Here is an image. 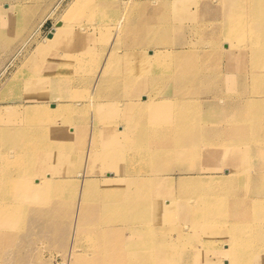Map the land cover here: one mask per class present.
<instances>
[{
    "label": "bare ground",
    "instance_id": "obj_1",
    "mask_svg": "<svg viewBox=\"0 0 264 264\" xmlns=\"http://www.w3.org/2000/svg\"><path fill=\"white\" fill-rule=\"evenodd\" d=\"M29 1V6H33L43 0ZM156 1L154 9L159 13L152 22L151 16L129 14L124 21L121 16H116L118 28H114L117 30L115 34L131 41L123 39L110 48L105 46V53L103 50L101 55L95 54V48L100 42L107 41L112 32L108 27L112 19L110 12L122 7L127 9V6L131 13L138 7L148 12L153 8L150 0H73L67 8L66 25L52 28L43 44L33 50L31 55L36 60L42 58L35 65L40 73L33 71L36 76L45 78L39 82L34 80L39 85L52 86L55 81L77 89L79 86H75L86 84L90 76L91 86L86 88L91 96L89 101L96 104L97 115L77 120L76 104L67 103L53 110L56 118H48L46 123L36 120L32 124L34 127H29L32 133L41 135L37 141L25 142L26 137L15 135L0 136V230L6 226L8 218L15 216L28 218L26 227L29 221L40 220L39 226L49 234H57L69 226L70 206L65 200L72 184L66 177L73 172L70 169L75 161L72 152L75 128L82 126L84 130V127L88 128L89 143L105 137L102 145L108 147L107 150L96 149L92 155L86 156L87 164L114 177L111 182L100 181L97 189L89 193L91 202L84 205L87 212L83 219H72L77 234L80 231L87 233L84 264H218L223 260L225 264H264V125L260 123L264 98L259 96L264 93V58L253 56L254 52L260 55L256 47L259 43L264 45V34L260 39L253 31L249 45H243L249 48L252 56V68L247 70L248 65H244L246 82L254 83L255 87L250 94L240 92L236 102H228L221 114L218 112L221 104L217 100L237 86V67L227 63L230 56L223 63L217 59V54H213L214 45L218 43L216 38L222 31L210 33L207 38L200 36L194 41L196 46L182 40H179L182 43H163L159 36L165 29L183 35L186 16L182 13L187 9L182 0ZM48 2L54 3L52 0ZM255 3L256 0L226 3L228 9L241 6L239 13L231 17L234 22L227 26V35L236 29L235 22L240 17L249 14L257 16L256 26L264 27V0L257 10ZM27 4L25 1L20 5ZM198 31L202 32L201 29ZM114 73L118 74V79L111 77ZM161 73L167 74L169 81L180 84L176 93L173 92L175 95L165 91L159 99L153 98L147 94L146 86L153 90L156 85L152 87L146 78ZM97 81L104 90L95 97L91 89ZM217 81L226 84L225 93L222 88L214 86ZM164 83L165 80L154 84ZM48 90L43 87L38 93L30 94V99H42ZM134 92H139L144 99L133 98ZM117 97L125 99L121 106L135 104L136 112L146 114L147 120L136 127L130 125L133 123L128 118L129 110L122 115L111 111L112 100ZM255 102L262 103L256 111L252 110ZM6 111L15 113L11 107ZM118 117L126 119L122 126H117ZM242 119L251 121V124H244ZM0 133H4L1 128ZM82 143L77 147L85 145ZM246 146L249 148L245 149ZM10 154L13 158L7 160ZM21 154L26 155L22 162L18 157ZM200 157L208 163L202 165ZM171 161L194 173L178 178V193L173 189L171 178L163 173L168 171ZM251 162H256L261 173L256 177L260 182L254 187L247 175ZM228 163L233 165L235 175L225 179L230 188L226 191H236L239 180L246 177L241 183L245 191L242 192L244 195L241 193L243 196L225 195L219 199L216 192L206 186L210 180L200 176L195 169L200 171L201 166L221 168ZM18 167L24 168L23 174L9 173ZM85 173H92V170L85 167ZM45 175L49 178L44 179ZM160 179L166 180V186L172 189L162 190L157 183ZM119 183L124 184L125 189L118 194L116 186ZM91 184L86 185L90 187ZM17 187L20 190L23 187V191L14 192ZM222 193L226 194L225 191ZM45 194L48 200L41 202ZM114 198H121L129 206L119 209L109 203ZM56 216H63L62 222H57ZM229 216L233 221L226 225L223 220ZM218 222L221 224L212 226ZM103 228L107 241H110L106 246L101 238L92 234V231H102ZM223 234L227 238H222Z\"/></svg>",
    "mask_w": 264,
    "mask_h": 264
},
{
    "label": "rangeland",
    "instance_id": "obj_2",
    "mask_svg": "<svg viewBox=\"0 0 264 264\" xmlns=\"http://www.w3.org/2000/svg\"><path fill=\"white\" fill-rule=\"evenodd\" d=\"M25 1L28 3V6L21 7L20 4L25 3ZM52 1L54 2L52 4L48 2V0H43L39 2V4L29 6V0H0V128L4 130V133H0V136L15 135L18 137H26V139H24L25 142L37 141L38 139L36 138L41 135L38 133H32L30 130V128L34 127L32 125L35 124L34 121L40 120L41 123H46V119H53V117H55V111L53 110L56 107L67 103L73 105L76 104L74 110L75 112L77 111V120L86 118L89 119L91 117L94 118L97 115V109L95 107L96 104L94 103V101H89L91 96L89 93H87V88L90 89L91 86L90 76L89 82H87L86 84L77 85L75 87H79L77 89H73L74 86H70L69 88L68 84L58 82L55 83V81L52 82L53 84L51 83L52 86L39 85L38 82L41 79L45 78L38 77L33 72L36 71L37 73H40L39 69L35 65L42 59L41 58L36 60L31 55L33 50L38 45L43 44V39L51 34L52 28H56L60 24L66 25L67 21L65 20L69 15L67 13V8L73 0ZM233 1L234 0H182V2L185 3V8L187 9L186 12L182 13L186 16L183 25V35H181L180 33L179 35L174 32L169 33L168 29H165L160 34L161 37L159 36V40L163 43L171 41L177 42L179 40H182L183 42L190 41L193 45H195L194 41L200 38V36L202 38H207L210 33L219 34L222 31V34L216 38L218 39V43L216 42L217 44L214 45L215 50L213 51V54H217V59H220L221 61H223V63H226L228 58L227 56H230L227 63L231 67H237L235 71L237 75V86L235 90L231 89L230 93L224 95L219 101L217 100L218 104H221L218 108V112L221 114H223L222 111L226 107L228 102L233 101V104L236 102V100L239 98L240 92L246 91L245 94H250L252 88L255 87L254 83L247 84L246 82V79H248V77L246 78L245 73L247 70L252 68V61L250 63L251 55L249 48L244 47L243 45H249V43L251 42V33L253 31L256 32L257 35H259L260 39L264 34V27L256 26L257 16H254V14L240 17L238 21L235 22L237 26L232 34H226L227 26L232 25V23L234 22V20H231V17H233V15H237V13H239V10L241 9V6L236 5L232 6L233 8L231 9L225 7L226 3L231 4ZM262 1L256 0V10L259 8V6L262 5ZM157 3L158 1L156 0H150L149 4H152L153 8H151L150 10L148 9V12L142 11L139 9L140 7H138L134 11L132 10L131 13L128 6V10L122 7V9L114 10L116 11V13L114 11L110 12L112 19H110L109 22L111 24L109 23L108 27L111 28L112 32L110 33L109 39H107V41L100 42L101 44L99 43V45L96 46L97 48H95V54H101L103 50V52L105 53V46L110 48L114 46L119 40L124 39L125 41H131V39L126 36L124 37L122 35L115 34L117 30L114 28H118V26H116V16H118V18L119 16H121L120 18L122 19V21H124L126 17L129 16V14L131 16L132 14L135 15V17H137V14H139L140 17L151 16L150 20L152 22L155 20L156 15H158L159 13L154 9V6L157 5ZM170 3H168L167 6H169ZM66 13L67 16H64ZM127 13L128 15L126 16ZM255 15H257V13ZM141 22V19H139V23ZM198 29H201L202 32H199ZM182 41H179L177 43H182ZM228 45H231V48H228ZM263 48V44H257L256 50H258L260 55L254 52L253 56L259 59L264 58ZM230 49L232 50L228 54ZM247 50L249 51L247 52ZM246 64L248 65L247 70L244 67V65ZM211 73L216 75L215 72ZM111 77H113L114 79H118V74L114 73ZM34 80H37L38 82H35ZM146 80L152 87L156 85L153 90L146 86L147 94L153 98L156 97L158 99L165 91H170L172 95H175L174 93H176V88L179 86L178 84H180V82L174 83L172 81H169L170 79L168 78V75H165L164 73H161V75L148 77V79L146 78ZM164 80L165 83L163 85L154 84L156 83V81L164 82ZM11 82L13 83L9 85V83ZM143 83H145V80H143ZM214 86L222 88L223 92L224 90H226V84H224L222 81H217ZM43 87L49 88L46 97H43L42 99H38L36 97H34V99H30V94L38 93ZM166 87H170L171 89H166ZM6 88L7 91L5 90ZM83 88H85L86 90H84ZM103 90V86L99 84V81H97V83L92 86L91 93L93 96L97 97L100 93H102ZM67 91L71 92L69 96V92L67 93ZM81 93L85 94V97H80L79 95ZM138 94L139 92H134V95H132L133 98L142 101L144 99V96ZM143 95H146V93L143 92ZM259 96L260 98H264V93H260ZM124 100L125 99L121 97L114 98V100H112L114 102L112 103L113 109L111 111L117 113L119 112L122 115V113H124L126 110H129L130 113L128 115V118L131 123H133L130 125L140 127V125L138 124L140 122L146 121L148 117L146 116V114H140L136 112L135 104H132L129 107L121 106V103L124 104ZM170 100H173V98H171ZM222 102L225 103L224 106H222ZM32 105H36V107H33ZM261 105L262 103L259 104L255 102L252 105L253 107L251 106L252 110L256 111ZM10 107L15 111V113L6 111ZM27 110L30 111L27 112ZM146 110L149 111V108H147ZM164 111H167V109ZM81 116L84 117L82 118ZM260 117V123L264 125V112ZM117 121V126H122L124 122H126V119L118 117ZM242 122H244V124H251V121L245 119H242ZM84 128L85 130L82 126H78L75 128L76 134L74 135L72 140V143L74 145L72 152L74 154L73 158L75 159V161L73 160L70 169L73 172L66 177L67 181L72 184V186L68 188L69 196H67V199L65 200V202H67L70 206L69 214L71 219H68V222L70 223L69 226L65 227V229L63 230L58 231L57 234H49L46 232L45 228L39 226L38 223L40 222V220L29 221V224L26 227V220H28V218L22 216L8 218L6 220V226L2 230H0V264H21L23 261L24 263L22 264H84L83 258L87 255V244L85 243L84 238L87 236V233H84V231L81 233L80 231V234H77L76 230L73 229V220L76 221L79 219H83L84 215L87 212L84 205H87L88 202H91L89 193L92 192V190L97 189L99 182L102 180H109V182H111V180L114 178L107 175L106 172H101L100 168L98 170L96 168H90V164H87L88 160L87 158H85L86 156L92 155L94 153V150L96 149L107 150L108 147H104L102 145L105 137H101V140L99 142L89 143L88 128ZM116 128L118 129L119 127ZM262 134L264 135V131L262 132ZM211 138L212 137L209 136V139ZM79 141L81 144H83L82 142H84L85 145L77 147L78 144H80ZM244 148L248 149L249 146H246ZM18 157L19 161L21 162L26 159V155L24 154H21ZM251 157L253 158L254 155H252ZM6 158L7 160H11L13 158V154L8 155ZM205 160L206 159L203 157L199 158V162H203L202 165H206V163H208L205 162ZM251 164L252 165L249 168L247 175L249 176L251 183L253 182V184L250 185L255 186L256 183L260 182V179L258 180V178L256 179V177L260 176L261 173L258 170L259 168L256 167V162H251ZM232 166L233 165L230 163L224 164L221 168L201 166L200 171L198 168V170L195 169V172H199V174L201 173L200 176L210 180V183L206 186L211 191H215L216 196L219 199L223 198V196L225 195L231 197H234L233 195L243 196L244 194L242 192L243 190L245 191V189L244 186L241 185V183L246 177H242L241 179L239 177L240 184L238 183L236 188L233 187L236 191H226L230 188L229 186H227L225 179L235 175L233 173L234 169L232 168ZM85 167L91 169L92 173H85ZM167 169L168 171L166 170L163 173L171 178L175 193H178L179 191L178 178L181 176L194 174L187 167L175 165V163L172 161L171 166H169ZM250 171L252 174L250 173ZM23 172L24 168L18 167L17 169H14L9 173L18 176L20 174H23ZM47 177L49 178V176L45 175L44 179H48ZM211 179H213V181ZM90 182H92V184L90 187H88L86 184ZM157 183L158 185H160L162 190L172 189L166 186V180L164 179H160ZM104 187L105 185L100 187L99 190ZM116 187L119 191L118 194L123 193L125 189L124 184L119 183ZM238 189H240V191H238ZM15 190L14 192L16 193L17 191L22 192L23 187H21V190L18 187ZM221 190L225 191L226 194L222 193ZM237 192H239V194ZM241 193L243 195H241ZM41 199H43L41 202L47 201L48 195L45 194ZM228 200H232V198H229ZM109 203L117 206L121 210L129 206L128 203L126 201H122L121 198H114ZM62 217L63 216H56L55 219L57 220V222H62ZM223 221H225L226 225H230L233 220H231L229 216V218L227 217ZM220 224V222L215 224L213 223L212 226ZM104 231L105 230L103 228L102 231H92V234L97 236V238H101L103 240L104 246H106L110 241H107L104 235ZM221 237L227 238V235L223 234ZM30 240L33 242L31 243ZM220 243L221 242H219V246H222L220 245ZM168 245L169 244H167L166 246ZM208 247H205L204 249L208 250ZM166 249L168 250L167 247ZM201 251L202 253H204L202 249ZM210 256L212 258H216L215 255L211 254ZM151 263L156 262L152 261ZM225 263L226 262L224 260L223 263L222 261L218 262V264Z\"/></svg>",
    "mask_w": 264,
    "mask_h": 264
}]
</instances>
